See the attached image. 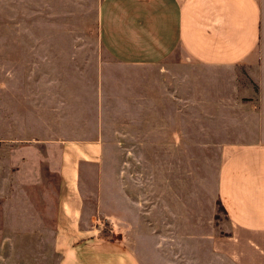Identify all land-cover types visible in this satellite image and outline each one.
Instances as JSON below:
<instances>
[{
  "label": "crops",
  "instance_id": "1",
  "mask_svg": "<svg viewBox=\"0 0 264 264\" xmlns=\"http://www.w3.org/2000/svg\"><path fill=\"white\" fill-rule=\"evenodd\" d=\"M96 30L107 56L100 61L99 75L115 77L119 70L125 80L121 112L127 124H264V116H260L264 109L255 110L256 116L248 115L249 107L243 112L242 101L236 102L239 89L235 77L240 75L228 76L230 88L224 82L226 70L254 62L264 107V0H99ZM177 49L192 64L220 71L217 86L212 83L210 87L212 79L206 74H192L180 78L182 85L187 84L179 87L172 66ZM40 60L47 63L45 58ZM35 65L38 63L32 57V76ZM193 81L201 82L198 89L191 86ZM103 107L95 104L94 112H110ZM182 112L184 119L178 117ZM192 112L201 117L195 119ZM217 151L211 196L210 188L203 185L160 187L155 190L150 218L151 209H142L138 202L136 208L126 201L133 187L124 182L121 226L114 222L113 235L102 237L83 227L91 224L90 215L96 208L84 198L80 174L81 165L96 163L100 157V141H63L54 186L50 248L38 254L41 259L36 264H50V257L53 264H150L165 250L173 249L172 244L181 249L176 244L182 240L190 255L199 251L191 245L198 242L203 246L199 251L202 257L226 256L233 264H264V140L253 137L223 142ZM204 192L205 201L199 196ZM179 193L185 198L179 199ZM1 196L0 264H34L25 260L34 258V249L19 247L16 242L22 240V234L12 231L13 193L8 199ZM43 197L37 192L36 205L24 202L30 210L26 212L30 229L33 208H50ZM217 206L229 227L224 234L215 232L213 225ZM108 218L116 219L112 213ZM27 232L24 239L29 246L33 239Z\"/></svg>",
  "mask_w": 264,
  "mask_h": 264
},
{
  "label": "rangeland",
  "instance_id": "2",
  "mask_svg": "<svg viewBox=\"0 0 264 264\" xmlns=\"http://www.w3.org/2000/svg\"><path fill=\"white\" fill-rule=\"evenodd\" d=\"M98 3L99 0H0V196L8 199V194L13 193L11 199L16 201V207L11 217L12 231L22 234V240L16 242L19 247L34 249V258L27 257L29 253L25 258L34 264L41 259L38 254L50 248L54 186L63 141H100L101 155L96 163L80 167L84 198L92 209L96 208L90 215L91 224L83 227L109 237L115 225L121 226L124 182L126 187H133L126 201L136 208L148 207L152 218L155 190L160 187L203 185L210 188L209 196L212 195L217 147L221 143L253 137L264 140V124H127L121 112L125 86L122 72L118 70L115 77L108 78L99 75L100 61L107 56L97 39ZM32 57L38 63L33 76ZM172 63L181 88L187 82L182 85L180 78H191L192 74H206L212 79L211 88L220 82L216 79L220 71L192 64L178 49ZM154 70L159 71L157 67ZM224 73L226 88L231 87L229 75L232 79L234 74L240 75L235 77L239 89L236 102L242 101L243 112L247 106L246 114L256 116L255 110L264 109L254 62L241 63ZM200 83L193 81L191 86L198 89ZM114 100L119 101L117 105H111ZM95 104L104 105L110 112H94ZM184 113L178 117L184 119ZM192 115L195 119L201 117L197 112ZM37 192L49 201L50 208H33L35 217L30 229L26 225L30 220L26 212L30 210L24 202L36 205ZM176 196L185 198L184 193ZM199 196L205 201L207 192ZM111 213L114 221L108 218ZM213 225L219 234L229 231L217 208ZM26 231L32 234L29 246L24 239ZM184 241L176 244L181 249L172 244L173 249L165 250L150 264H233L226 256H200L203 246L198 242L191 245L199 251L187 254Z\"/></svg>",
  "mask_w": 264,
  "mask_h": 264
},
{
  "label": "trees",
  "instance_id": "3",
  "mask_svg": "<svg viewBox=\"0 0 264 264\" xmlns=\"http://www.w3.org/2000/svg\"><path fill=\"white\" fill-rule=\"evenodd\" d=\"M217 209L221 212L222 211V209H221V207L220 206H217Z\"/></svg>",
  "mask_w": 264,
  "mask_h": 264
}]
</instances>
